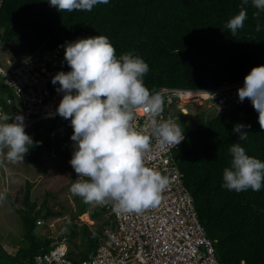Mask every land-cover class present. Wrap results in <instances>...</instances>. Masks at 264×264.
Returning a JSON list of instances; mask_svg holds the SVG:
<instances>
[{"label": "trees", "instance_id": "obj_1", "mask_svg": "<svg viewBox=\"0 0 264 264\" xmlns=\"http://www.w3.org/2000/svg\"><path fill=\"white\" fill-rule=\"evenodd\" d=\"M241 3L242 0H108L91 12L61 13L48 0H0V44L9 45L12 57L19 60L22 55L43 52L59 42L104 35L116 49L117 57L132 52L149 65L144 83L150 91L164 87L217 89L243 81L253 67L264 65V14L257 32L251 0L244 5L247 19L243 29L233 37L225 27L239 13ZM7 91L0 86L5 113L10 108L5 106L3 96L7 93L11 99L14 97ZM222 105V112L209 117L205 113L191 117L178 113L177 123L185 139L173 157L219 264H264V186L259 192L249 189L239 193L221 186L223 170L230 166L229 148L233 143H240L248 155L264 161V130L249 99L241 104L225 101ZM237 123L251 125L247 141H239L238 134L233 133ZM40 152L36 148L35 154L29 156L33 164L41 157ZM29 184L24 208L19 210L24 239L16 243L13 258L1 252L9 261L21 260L22 264H35L38 256L54 246L57 239L47 238L51 231L46 223L62 215L51 208H39L30 198ZM88 209L90 219L98 225L91 229L82 224L80 229L74 219ZM101 211L79 199L74 216L61 227L55 224V233L66 238L69 260H85L95 252L102 238L100 230L109 223L107 219L100 220L104 217ZM39 220L42 225L37 224ZM38 229H44L43 237L36 233Z\"/></svg>", "mask_w": 264, "mask_h": 264}, {"label": "clouds", "instance_id": "obj_2", "mask_svg": "<svg viewBox=\"0 0 264 264\" xmlns=\"http://www.w3.org/2000/svg\"><path fill=\"white\" fill-rule=\"evenodd\" d=\"M48 3L61 13H71L91 12L108 0ZM248 4L249 0H242L239 13L225 25L233 37L244 27V5ZM251 7L255 9L256 31L260 32L264 0H251ZM4 46L9 45L0 44L2 59H14L4 55ZM64 60L71 70L56 73L51 82L59 84L56 91L63 94L55 114L70 120L73 128L69 164L77 179L71 184L70 193L88 204H111L120 213H141L156 207L169 180L146 166L145 155L151 151L153 141L165 149L178 146L185 136L179 124L163 118L164 96L146 87L144 76L149 65L132 52L117 57L116 49L104 35L65 42ZM243 81L237 89L239 100L251 101L264 130V65L253 67ZM138 108L147 116V133L133 127ZM25 127L22 114L13 116L0 109V156L11 163L24 162L30 149L40 143L26 133ZM250 127L237 123L232 131L238 134L239 141H247ZM229 153L230 166L223 170L221 186L237 193L249 189L259 192L264 186V161L248 155L238 142L230 146ZM4 199L0 193V201Z\"/></svg>", "mask_w": 264, "mask_h": 264}, {"label": "built area", "instance_id": "obj_3", "mask_svg": "<svg viewBox=\"0 0 264 264\" xmlns=\"http://www.w3.org/2000/svg\"><path fill=\"white\" fill-rule=\"evenodd\" d=\"M64 45L65 42H59L43 52L22 55L19 60L4 61L0 55V86L14 95L11 99L5 93L3 102L10 108L9 115L24 116L25 131L41 122L63 119L55 114L63 94L56 91L59 84L53 85L51 81L56 73L71 70L64 60ZM243 83L195 91L160 88L158 91L165 99L163 118L177 123L178 113L188 115V103L198 99L213 103L222 92H231V101L241 104L236 90ZM2 94L0 92V109L5 112ZM64 125L71 137L73 128L70 120H65ZM133 127L137 131L148 132L147 116L142 109H137ZM69 143L73 151L70 138ZM176 147L161 149L153 141L151 151L145 155L146 166L169 180L159 205L141 213H120L111 204H91L104 210L109 223L100 230L102 238L95 252L77 262L67 258L66 238L60 232L55 233V223L50 221L51 233L47 238L57 240L53 247L35 259V264H219L213 243L206 236L175 164L173 153ZM73 178L77 179L75 172ZM37 224L42 225L43 221L39 220Z\"/></svg>", "mask_w": 264, "mask_h": 264}, {"label": "rangeland", "instance_id": "obj_4", "mask_svg": "<svg viewBox=\"0 0 264 264\" xmlns=\"http://www.w3.org/2000/svg\"><path fill=\"white\" fill-rule=\"evenodd\" d=\"M3 53L6 57L11 56L10 46H4ZM230 97L233 96L230 95ZM230 97L228 93H219L213 103L200 99L188 103V116L201 113H205L207 117L214 116L223 111L222 103L230 101ZM64 122V119L55 118L26 130L34 141L40 143L33 150L30 149L24 162L11 163L5 157L0 156V193L5 195V199L0 201V264H22L21 260L9 261L2 253L13 258L17 250L16 243L24 239L19 210L24 208L27 183H30V198L39 208H51L62 213L59 217H51L49 222L53 220L57 226L61 227L64 221H69L70 216H74L77 210V201L81 198L73 196L69 191L74 182L73 169L69 164L72 150L69 143V132ZM36 148L40 149L41 157L33 164L29 156L35 154ZM87 214L83 217L87 222L82 219V216L74 219V223L80 229L82 224L88 225L91 229L98 225L97 221L89 220V209ZM104 217L100 220L104 221ZM36 233L41 237L45 235L44 229H38Z\"/></svg>", "mask_w": 264, "mask_h": 264}, {"label": "crops", "instance_id": "obj_5", "mask_svg": "<svg viewBox=\"0 0 264 264\" xmlns=\"http://www.w3.org/2000/svg\"><path fill=\"white\" fill-rule=\"evenodd\" d=\"M89 206H90V208H92V206H91V204H89ZM102 212V211H101ZM85 214H87V213H85ZM84 215V214H83ZM88 215V214H87ZM104 216H105V214H103ZM88 218H89V216H88ZM51 221H53V220H51ZM16 251V250H15Z\"/></svg>", "mask_w": 264, "mask_h": 264}, {"label": "bare ground", "instance_id": "obj_6", "mask_svg": "<svg viewBox=\"0 0 264 264\" xmlns=\"http://www.w3.org/2000/svg\"><path fill=\"white\" fill-rule=\"evenodd\" d=\"M84 215H85V214H84ZM84 215H82V219H83V220H84V218H83V217H84ZM89 220H90V219H89ZM84 221H85V220H84ZM85 222H87V221H85Z\"/></svg>", "mask_w": 264, "mask_h": 264}]
</instances>
